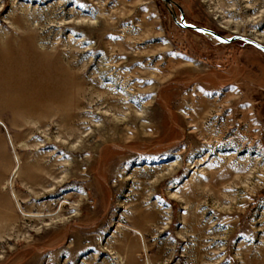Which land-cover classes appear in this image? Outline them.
I'll list each match as a JSON object with an SVG mask.
<instances>
[{
    "label": "rangeland",
    "instance_id": "1",
    "mask_svg": "<svg viewBox=\"0 0 264 264\" xmlns=\"http://www.w3.org/2000/svg\"><path fill=\"white\" fill-rule=\"evenodd\" d=\"M262 47L264 0H0V264H264Z\"/></svg>",
    "mask_w": 264,
    "mask_h": 264
},
{
    "label": "water",
    "instance_id": "2",
    "mask_svg": "<svg viewBox=\"0 0 264 264\" xmlns=\"http://www.w3.org/2000/svg\"><path fill=\"white\" fill-rule=\"evenodd\" d=\"M164 1H166V2H170L171 0H164ZM190 27L193 28V29H197V30H201V31H205V32H208V31H209V30L202 29V28H199V27L194 26V25H191ZM210 32H211V31H210ZM262 49L264 50V47H262Z\"/></svg>",
    "mask_w": 264,
    "mask_h": 264
}]
</instances>
